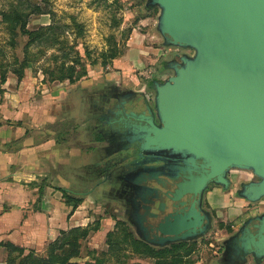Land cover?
<instances>
[{"label":"water","instance_id":"obj_1","mask_svg":"<svg viewBox=\"0 0 264 264\" xmlns=\"http://www.w3.org/2000/svg\"><path fill=\"white\" fill-rule=\"evenodd\" d=\"M150 4L162 8L164 43L193 47L196 55L181 56L174 75L152 83L155 107L145 93L129 91L105 108L137 120L131 126L126 122L134 136L128 163L110 167L115 198L140 237L165 246L206 232L212 219L203 207L204 193L211 184L227 188L232 168L261 178L246 183L240 195L250 201L264 195V0ZM126 175L129 182L122 181ZM159 178L176 182L167 193L172 201L185 204L190 198L191 205L166 211ZM234 240L241 242V252L264 257V214L248 219Z\"/></svg>","mask_w":264,"mask_h":264},{"label":"rangeland","instance_id":"obj_2","mask_svg":"<svg viewBox=\"0 0 264 264\" xmlns=\"http://www.w3.org/2000/svg\"><path fill=\"white\" fill-rule=\"evenodd\" d=\"M31 2L41 4L44 13L29 14L26 29L39 32L41 38L32 40L27 46L29 37L25 34H15L3 20L2 13L11 11L14 7H24L23 10L30 12L32 7L28 5ZM161 13L162 8L158 4H150V0H0V124L14 120V124L17 122L27 129L31 126L45 125L47 128L51 126L54 129H63L62 124L65 125L61 122L63 114L52 119L51 115L45 118L40 114L44 100L50 95H58L61 90L70 87V84L88 77L95 78L97 86H94V89L109 88L111 82H106V75L117 70L122 71V75L125 74L126 77L131 73L127 80L131 81L134 75L138 78L137 82L129 84L127 91L135 92L139 81L145 83L143 91L155 107L156 90L152 83L154 81L164 83L174 75L175 62L181 61V56L192 58L196 55V49L193 47L164 43L159 28ZM132 37H135V41ZM131 47L144 51L140 52V56L146 66L143 69L132 67L129 72L125 69L131 65L129 59ZM112 49L116 50L117 56L111 58ZM24 58L30 59L32 63L24 68L19 78L17 71ZM138 59L140 60V57ZM64 64L75 65L78 70L85 69L87 74L74 82L55 80L51 72L57 73ZM3 77L5 81H2ZM65 82L67 83L64 84ZM49 100H53L56 108L58 100L55 97ZM14 103L19 106H14ZM90 105L88 103L89 107ZM13 107H17V111H22L21 119L12 118L13 114L12 117L5 118L7 112L4 111H11ZM128 112L133 114V109L130 108ZM101 118L99 112L95 113V119ZM127 121L128 126L137 122L133 116ZM64 128L68 130L69 126ZM101 131L105 138L111 139L109 132L105 129ZM68 137H74V134ZM133 138L129 129L125 138L115 143L127 147L134 141ZM98 147L105 149L107 146ZM112 158V150L100 153L102 161L91 171V178L102 176L100 178L102 180L112 179L115 175V171L111 173L110 170L111 162H114ZM165 164L169 162L165 161ZM227 175L230 181L227 188L211 184L206 189L203 207L211 215V224L205 233L193 238L168 243L165 246L149 244L136 233V226L130 223L123 205L107 194H99L96 197V205L103 209L105 214L95 215V221H99L101 226L99 219L115 216L116 222L120 220L125 223L127 228L118 231V236L122 241L121 253L127 255L121 256V259L126 258L127 264H155L157 261L155 257L135 253L130 247L125 250L124 247L128 244L123 243L125 240L121 238L125 236L128 238L127 234H132L135 238L157 248L171 247L174 243L184 241L190 250V255L185 261L187 263L191 261V264H264V257L241 252V242L237 241L238 244L234 242L248 219L264 214V195L250 201L238 192L243 190L246 183L258 182L261 178L252 170L237 167L232 168ZM68 187L80 189L75 181H69ZM105 230L106 228L102 232H93L83 240L81 254L74 260L81 264H119L118 256L108 250ZM182 252L189 251L182 249ZM7 259L8 251L4 248L0 250V264H7Z\"/></svg>","mask_w":264,"mask_h":264},{"label":"crops","instance_id":"obj_3","mask_svg":"<svg viewBox=\"0 0 264 264\" xmlns=\"http://www.w3.org/2000/svg\"><path fill=\"white\" fill-rule=\"evenodd\" d=\"M132 39L135 41V37ZM136 50L139 52L136 53ZM129 51L131 65L125 71L131 72L132 67L143 69L146 65L140 52L144 51L136 47H131ZM130 76L131 73L128 77L122 75L120 70L108 73L105 80L111 82L109 88L97 89L91 96L89 91L97 86L93 77L72 83L58 95L47 97L39 112L45 118L51 115V119L63 114V129L47 128L46 125L27 129L17 122L14 124V120L0 124V243L12 242L25 248L26 253L34 250L39 255H45L48 245L63 230L87 226L95 221L97 214L104 216L105 211L96 205L97 195L107 194L117 201L115 197H118V193L112 184L114 179L102 180V176L91 178V171L96 164L101 163L100 153L108 150H112L114 162L126 166L129 147L115 141L125 138L131 129L126 125L127 119L132 118L106 110L107 106L110 108L117 103L116 97L109 98L107 95L108 104L104 107L97 106V103H102L105 94L111 90L116 96L129 92V84L138 81L136 75L131 77V81L127 80ZM137 84L139 89L135 87V91L145 93V83L139 81ZM51 97L58 100L59 108L57 104L54 108L53 100H49ZM12 110L4 111L7 112L5 118L13 114L12 118L21 119L22 111H17V107ZM98 112L102 116L101 120L95 119V113ZM65 126H69L68 130ZM101 129L109 132L111 139L105 138ZM70 134H74V137H68ZM98 146L107 147L100 149ZM69 181H75L80 189L69 188ZM122 181L129 182L127 175ZM41 188L43 194L40 193ZM63 188L73 190L75 193L71 194L82 198L76 208L66 201ZM99 220L101 226L97 232L106 228V236L116 221L111 216ZM2 249L4 247L0 246Z\"/></svg>","mask_w":264,"mask_h":264},{"label":"trees","instance_id":"obj_4","mask_svg":"<svg viewBox=\"0 0 264 264\" xmlns=\"http://www.w3.org/2000/svg\"><path fill=\"white\" fill-rule=\"evenodd\" d=\"M32 1V0H30ZM28 6L32 7L30 12H27L24 7H14L11 11L2 13L3 20L7 22L12 31L15 34L27 35L29 41L27 46L32 43V40L41 38L39 32L30 31L27 28V18L30 13L37 12V14H43L44 7L41 4L31 2ZM18 35V36H19ZM117 56L116 50H110V57ZM31 60L24 58L21 62V67L17 71L18 77L20 78L23 74V70L26 66L31 65ZM55 80L70 81L74 82L78 79L86 76L87 71L85 69L78 70L75 65H62L57 73L51 72ZM5 81V77L2 78ZM66 201L76 208L82 201V198H77L71 195L66 190H62ZM40 193L43 194V188L40 189ZM116 220V217L113 216ZM127 228L125 223L117 220L116 227L109 231L106 235L107 244L109 251L115 253L118 256L119 264H127L126 258L121 259V256L126 257V253H121L122 241L119 240L118 231ZM100 229V222L94 221L87 226L72 227L68 230H63L61 234L48 245L47 252L45 255H39L34 250H30L26 253L25 248L15 245L12 242H1L0 246H3L8 251L7 264H81L74 260L81 254L82 241L87 239L93 232ZM126 235V234H125ZM128 238L123 237L125 240L123 243L128 245L124 247L126 250L128 247L132 248L133 251L140 255L155 257L157 259L155 264H191V261H185L190 255V250L187 249L188 244L184 241L174 243L171 247L157 248L149 245L145 241L135 238L132 234H127ZM182 249H186L189 252H182ZM117 259V260H118Z\"/></svg>","mask_w":264,"mask_h":264},{"label":"flooded vegetation","instance_id":"obj_5","mask_svg":"<svg viewBox=\"0 0 264 264\" xmlns=\"http://www.w3.org/2000/svg\"><path fill=\"white\" fill-rule=\"evenodd\" d=\"M163 52V51H162ZM96 91V89H94V88H91V90L89 91L90 93V95L89 96H91V95H93L94 94V92ZM93 93V94H92ZM116 93L113 91V90H111V91H109L107 94H105L106 95V97L104 98V100L102 101V103L101 104H98L99 106H102V107H104V105H106V104H108L107 102H108V98H107V95H108V97L109 98H111V97H114V96H116L115 95ZM132 99L134 98V96L133 97H131ZM129 98H128V96H126L125 97V100H128ZM106 101V102H105ZM110 102V101H109ZM58 140H59V138H58ZM157 183L159 184V186H161L162 187V189H161V191H163V194H162V196H163V198H164V201L166 202V204H167V208H166V211H171V210H173V209H175V208H179V209H183V208H185V207H187V206H190L191 205V199L190 198H188L187 200H186V203L185 204H181L180 202H174V201H172L169 197H168V195H167V193H170L171 192V190H174L175 189V187H176V185H175V181L174 180H172V179H170V178H165L164 180L163 179H157ZM171 194V193H170ZM171 200V201H170ZM125 201H126V203L124 204V205H126V207H127V210H129V207H130V205H128L129 204V201L128 200H126L125 199ZM174 204H176V206H174ZM129 214H130V216H132V215H134V210H131V211H129L128 212ZM147 223V222H146Z\"/></svg>","mask_w":264,"mask_h":264}]
</instances>
